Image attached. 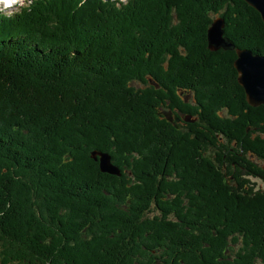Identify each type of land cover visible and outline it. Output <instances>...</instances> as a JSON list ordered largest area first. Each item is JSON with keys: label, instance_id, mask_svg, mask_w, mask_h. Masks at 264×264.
<instances>
[{"label": "trees", "instance_id": "trees-1", "mask_svg": "<svg viewBox=\"0 0 264 264\" xmlns=\"http://www.w3.org/2000/svg\"><path fill=\"white\" fill-rule=\"evenodd\" d=\"M219 17L236 48L264 55L244 0H31L0 14V264H264V191L213 158L225 137L264 164V106L247 104L236 53L208 48ZM172 102L208 131H175L160 116Z\"/></svg>", "mask_w": 264, "mask_h": 264}, {"label": "water", "instance_id": "water-1", "mask_svg": "<svg viewBox=\"0 0 264 264\" xmlns=\"http://www.w3.org/2000/svg\"><path fill=\"white\" fill-rule=\"evenodd\" d=\"M250 7L260 13L264 22V0H244ZM225 20L216 18L208 30V48L212 52L221 49L235 51L237 58L234 68L238 74V84L243 88L246 102L252 108L264 106V55H255L248 49H238L224 34ZM188 122H194L186 119ZM92 159L99 163L102 173L120 177L121 169L114 165L112 157L108 153L93 151Z\"/></svg>", "mask_w": 264, "mask_h": 264}, {"label": "flooded vegetation", "instance_id": "flooded-vegetation-1", "mask_svg": "<svg viewBox=\"0 0 264 264\" xmlns=\"http://www.w3.org/2000/svg\"><path fill=\"white\" fill-rule=\"evenodd\" d=\"M221 50H223V49H221ZM224 51H226V50H224ZM233 52H235V51H233ZM179 99H183L182 95H179ZM183 103H189L192 106L197 105V102L193 98V96H191L190 98L184 99ZM254 109H256V108H254ZM160 110H161L160 116L163 119H166L175 131H180V130H183V131H208L207 127H205L203 124H201L199 122V115H196V117H193L191 115L180 112L179 109L177 108V105L174 102H172L170 104L161 105ZM218 115L224 119L230 117L229 111L227 108L219 111ZM173 119L176 121V123L173 122ZM186 119H190L191 121H194V122H188ZM189 124L192 126H190ZM197 125H200V126H197ZM250 130L253 131L252 137L258 136V133H256L257 130H255V128H248L247 129L248 133H250ZM236 146H238L236 141H233V144H232L231 142H229L227 140L226 144H224V146L222 147V151L218 150L216 152V154H213V158L215 157L214 161L223 167V172L225 173V175L227 174V172H229L230 165H231V166H233V168H234L233 172L236 175V177L238 178V181L240 183H245L247 181L253 183L252 179H255L257 177L254 176L253 174H251L252 168L247 167L245 165L244 159H249L250 161H252L253 166H260V164L258 162H256L257 160L258 161H260V160L258 159V157L255 154H251V153L246 154L244 152V150H242L241 148H239V152H238V147H236ZM219 149H221V148L219 147ZM243 160H244V162H243ZM263 166H264V164H263ZM263 166H261V167H263ZM233 178H234V176H230L229 180L230 179L232 180ZM260 180H262V179H260ZM262 181L264 182V180H262ZM257 191H264V190L257 189Z\"/></svg>", "mask_w": 264, "mask_h": 264}, {"label": "rangeland", "instance_id": "rangeland-1", "mask_svg": "<svg viewBox=\"0 0 264 264\" xmlns=\"http://www.w3.org/2000/svg\"><path fill=\"white\" fill-rule=\"evenodd\" d=\"M22 3H24V2H22V1H20V4H22ZM2 9L3 8H0V12L2 11ZM262 18V17H261ZM263 21V20H262ZM264 23V22H263ZM134 86H136V87H139L140 85H138V84H134ZM227 138H225V137H219V142H220V144H218V146L221 148V149H217V151L218 150H220V151H222V147L224 146V144H226V142H227ZM232 144H233V142H231ZM236 147H238L239 148V146H236ZM216 151V152H217ZM216 152L215 153H213V154H216ZM247 157V156H246ZM215 158V157H214ZM217 160V159H216ZM256 162H258L259 164H260V166H263V164H262V162L261 161H256ZM252 182L254 183H252V185H254L253 187H254V189H255V191H257V189H261V190H264V182L262 181V180H260L259 178H255V179H252ZM256 187V188H255ZM235 250L237 251V248H235Z\"/></svg>", "mask_w": 264, "mask_h": 264}, {"label": "bare ground", "instance_id": "bare-ground-1", "mask_svg": "<svg viewBox=\"0 0 264 264\" xmlns=\"http://www.w3.org/2000/svg\"><path fill=\"white\" fill-rule=\"evenodd\" d=\"M7 1H9V2H11L12 0H7ZM259 13V12H258ZM214 22V21H213Z\"/></svg>", "mask_w": 264, "mask_h": 264}, {"label": "snow or ice", "instance_id": "snow-or-ice-1", "mask_svg": "<svg viewBox=\"0 0 264 264\" xmlns=\"http://www.w3.org/2000/svg\"><path fill=\"white\" fill-rule=\"evenodd\" d=\"M5 2H6V0H5Z\"/></svg>", "mask_w": 264, "mask_h": 264}]
</instances>
